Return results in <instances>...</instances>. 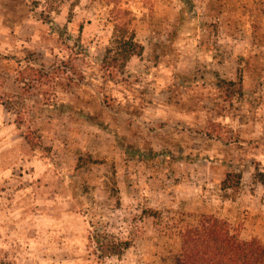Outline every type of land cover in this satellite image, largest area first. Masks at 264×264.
Returning <instances> with one entry per match:
<instances>
[{
    "label": "rangeland",
    "instance_id": "374dc122",
    "mask_svg": "<svg viewBox=\"0 0 264 264\" xmlns=\"http://www.w3.org/2000/svg\"><path fill=\"white\" fill-rule=\"evenodd\" d=\"M263 180L264 0H0V264H176L202 215L264 244Z\"/></svg>",
    "mask_w": 264,
    "mask_h": 264
},
{
    "label": "trees",
    "instance_id": "16d2710c",
    "mask_svg": "<svg viewBox=\"0 0 264 264\" xmlns=\"http://www.w3.org/2000/svg\"><path fill=\"white\" fill-rule=\"evenodd\" d=\"M143 50V45L136 40V33L119 23L114 27L113 46L107 49L103 63L124 70L130 59L142 55ZM218 84L229 97L243 90L241 79L237 82L220 79ZM241 180V173L229 172L222 182V189L237 191ZM91 239L102 257H120L130 247L129 241L96 232ZM181 239L182 254L176 264H264V244L258 238H241L228 221L213 215H202L196 225L182 232Z\"/></svg>",
    "mask_w": 264,
    "mask_h": 264
}]
</instances>
